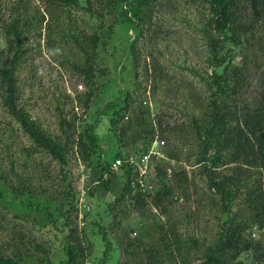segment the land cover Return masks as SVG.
<instances>
[{"label": "trees", "instance_id": "1", "mask_svg": "<svg viewBox=\"0 0 264 264\" xmlns=\"http://www.w3.org/2000/svg\"><path fill=\"white\" fill-rule=\"evenodd\" d=\"M39 1L49 15L65 8L83 15L84 27L70 39L82 58L74 69L89 89L88 97L96 77L97 51L111 41L115 27L125 22L126 33H133V37L127 35L128 54L136 69L140 39L144 48L148 37L155 44L160 33L167 39L175 34L170 20L163 21L160 16L175 18L202 42V69H180L198 79L203 90L197 96L199 105L179 110L180 118L174 115L179 122L169 124L164 121L166 112L151 115L145 106L142 78L132 90L117 86L114 98L98 110L94 125L106 123L105 139L90 122H85L79 132L78 118L71 115L67 120L59 105L56 127L50 130L32 117L21 79L28 61L25 41L31 35L41 36L45 16L38 10L27 13L24 0L5 15L0 2V110L5 120L0 133V185L15 198H27L30 205H35L32 200L41 194L36 190L49 179L53 187L56 181L59 198L55 208L58 217L47 210L51 219L48 225L26 211L7 213L0 190V264H51V246L64 251L66 259L60 264H88L90 244L80 226L88 214L79 219L75 200L79 191L69 168L72 159L104 176L116 172L112 169L116 159L122 161L118 172L124 177L123 189L106 205L101 222L92 223V235L104 241L103 254L96 264H109L108 251L115 243L105 231L104 219L114 222L111 227L120 253L116 264H264V62L256 54L264 56V0ZM20 8L26 13L22 19L17 13ZM191 8L196 9L192 18L187 15ZM176 11H182V16L177 18ZM146 58L149 60L143 64V76L150 78L154 91L163 86L164 93L168 92L164 85L172 80L163 61L164 52L151 51ZM173 65V69L180 67ZM135 69L134 78L138 80ZM166 110L170 113L175 109ZM111 140L115 153L109 157L105 149ZM155 141L168 157L187 162L192 169L188 178L184 168H172L167 177L171 181L154 173L158 185L149 193L141 189L138 168L129 163V157L137 162ZM41 167L55 171L56 177L43 173ZM160 168L165 171L166 164ZM103 175L99 179L107 187ZM190 200L195 205L193 210ZM181 202H188L187 210L168 211ZM7 204L16 206L12 199ZM152 207L158 215L152 213ZM134 212L147 216L150 224L130 238L129 232L136 227L128 228L120 221ZM162 216L167 219L165 225L160 221ZM209 217L216 228L211 239L198 222L202 218L208 222ZM194 220L196 226L190 229L187 223ZM51 226L55 235L52 243ZM253 234H257L254 239Z\"/></svg>", "mask_w": 264, "mask_h": 264}, {"label": "rangeland", "instance_id": "2", "mask_svg": "<svg viewBox=\"0 0 264 264\" xmlns=\"http://www.w3.org/2000/svg\"><path fill=\"white\" fill-rule=\"evenodd\" d=\"M19 0H0L1 8L5 13L9 14L10 9L14 4ZM26 2L27 13L37 12L44 14L45 22L42 25V32L40 37L35 35L29 36L25 41V47L28 49L27 58L28 61L22 68V93L25 101L29 104L30 113L33 118L41 120L44 126L48 127L50 130H54L57 122V105L63 110V115L66 119H70L71 115H75L80 122V127L78 131L80 132L84 129V123L90 122L94 125L96 118L99 117L98 110L106 106V103L114 98L115 89L117 86H120L124 89H134L135 84L139 81L143 83L140 87L145 90V93L142 94L143 100L146 102V107L150 111L151 115L160 112L167 113V116L164 117V121L169 124H174V122H179L178 118L180 115L178 111L182 109L189 110L193 108L195 103H197L198 94L202 93L203 87L198 81V79L192 78L190 74L181 67L185 66H195L198 69H202L200 65V60L204 55V49L201 45V41L197 36L190 34L189 30L184 29L183 25L178 22V20L169 19L166 16L163 21L170 20L169 24L175 34H171L170 38H165L163 33L156 40L157 43L150 41L149 37L145 40L144 48L143 41L140 39L137 43L139 50V59H138V68L134 69L139 72L138 80L134 78V69L132 59L129 56V41L127 35L133 33L129 30L126 33V24L119 23L115 27V34L113 35L111 41L108 42L106 46L99 47L96 55V68L95 75L96 77L93 80L92 85V95L88 97L89 89L82 84V78L79 77L78 73L74 69L76 65L82 63V58L78 53L73 41L70 39V35L74 34L76 31H79L80 28L84 27L83 15L79 11L73 9H58L50 11V15L45 9V7L40 3L39 0H24ZM187 15L192 18L194 15L195 8L187 10ZM24 8H20L17 11L18 17L20 19L24 18L26 13ZM182 12V11H181ZM176 11V17H181L182 13ZM7 13L5 15H7ZM161 18V19H162ZM164 29V28H162ZM49 30L52 32L51 38L49 37ZM164 32V31H163ZM197 37V38H196ZM158 50L164 52L165 59L163 61L167 65L168 69L171 71V80L165 86L168 92L164 93L163 86L160 90L154 91V87L150 83V78L146 79L143 76V64L148 63L146 58L147 53ZM258 54V58L264 62V56ZM252 58V57H251ZM162 60V59H160ZM167 60V61H166ZM255 61L259 63L257 58ZM175 66H180L179 68H174ZM250 69L253 74V65L250 64ZM175 82V84H174ZM139 87V86H137ZM168 96V97H167ZM144 103V104H145ZM166 108L175 109L173 112H167ZM178 114V115H177ZM174 115L177 117H174ZM5 120L2 118L0 110V133L3 127ZM95 131L102 136V139H105L106 123L98 122L96 124ZM21 138L17 139L19 142ZM1 141V138H0ZM16 141V143H17ZM110 141V140H109ZM108 141V142H109ZM107 144L106 153L107 156H112L115 153V143L113 140ZM103 147L106 148V143L103 144ZM152 152L151 161H149V177L139 176L140 186L142 190L146 192L153 193L157 188V179L154 176V166H159L166 164V178L169 177V173L172 168H175L177 171L178 168H184L189 178V171L192 167L189 166L187 162H177L172 160L161 150L159 142H153L150 149ZM148 151V152H149ZM147 152V153H148ZM166 154V155H165ZM7 165V163H5ZM164 166V165H163ZM71 175L76 187L78 195L75 200L77 201L79 207V219L85 213H87V219L80 222V226L83 227L84 232L86 233V241L90 244V257L88 259V264H96L97 257H101L103 254L104 241L99 235H92V230L94 228L93 221L101 222V217H103L104 208L108 203H112L113 199L117 197L123 189L124 177L118 172L119 168L114 169L115 173L111 175H103L100 171L85 167L83 163L79 160L72 159L70 166ZM43 173L49 172L45 167H41ZM164 170V169H163ZM50 176H55V171L49 172ZM103 175L104 180L107 182V187H104L103 181L99 178ZM171 181L170 178H167ZM34 186L36 181L33 182ZM51 185V180L44 182V187H41L36 190L40 192L32 203L35 205H30L28 199L24 198L19 200L15 198L10 191H8L4 186L0 185V190L4 197H2V203L7 207V213L12 212H28L30 217L47 223H50V217L47 215L48 211H52L54 218L58 217L57 204L59 202L58 190ZM46 189L45 192L41 191ZM92 190L91 194H88ZM8 196V197H7ZM14 197V198H12ZM193 196H191V199ZM5 199V200H4ZM15 203L14 206H10L8 201ZM148 201L150 196L147 197ZM190 209H195L193 201L190 200ZM188 202H181L174 209L168 208L169 212H179L187 210L186 205ZM32 207L37 209L31 210ZM39 208V209H38ZM151 211L153 214H157V211L152 207ZM148 212V211H147ZM149 213V212H148ZM101 215V217H100ZM142 218V219H141ZM147 221V216L140 217L138 213H131L126 220H121L126 227L132 228L136 227L134 231L129 232V237L133 238L138 235V231L145 228L150 224ZM162 223L167 224V219L165 216L160 217ZM204 218L200 219L198 222L205 228L200 230H206L207 235L210 239L213 236L215 225L213 224L212 218H208L206 222ZM103 222V221H102ZM197 222V223H198ZM112 219L109 221L104 219L105 231L108 233L109 239L115 240V243L112 242V247L108 251L109 253V264H116L120 258V253L117 248L118 239L116 238L114 232H112ZM192 223V224H191ZM190 229H193L196 226L194 222L187 223ZM53 226L50 228V243L55 238L54 231H52ZM256 235H252L251 238H256ZM1 239V237H0ZM52 251H50L51 264H60L61 260L66 259L64 251L55 246H51ZM135 261V260H133ZM129 264H133L129 262Z\"/></svg>", "mask_w": 264, "mask_h": 264}, {"label": "built area", "instance_id": "3", "mask_svg": "<svg viewBox=\"0 0 264 264\" xmlns=\"http://www.w3.org/2000/svg\"><path fill=\"white\" fill-rule=\"evenodd\" d=\"M152 152H148L140 156L138 161L136 162V158L129 157V163L136 165L139 171V176L149 177V161H151ZM122 161L120 159H116L112 165V169H116L121 165Z\"/></svg>", "mask_w": 264, "mask_h": 264}, {"label": "water", "instance_id": "4", "mask_svg": "<svg viewBox=\"0 0 264 264\" xmlns=\"http://www.w3.org/2000/svg\"><path fill=\"white\" fill-rule=\"evenodd\" d=\"M154 171H155V174L158 177H160V178H163V177L166 176V172L163 169H161L160 167H158V166H155L154 167Z\"/></svg>", "mask_w": 264, "mask_h": 264}, {"label": "clouds", "instance_id": "5", "mask_svg": "<svg viewBox=\"0 0 264 264\" xmlns=\"http://www.w3.org/2000/svg\"><path fill=\"white\" fill-rule=\"evenodd\" d=\"M155 167V166H154ZM154 173H155V171H154Z\"/></svg>", "mask_w": 264, "mask_h": 264}]
</instances>
